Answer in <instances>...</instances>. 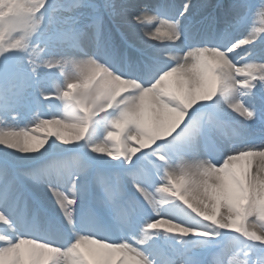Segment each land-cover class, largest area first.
I'll use <instances>...</instances> for the list:
<instances>
[{"label": "snow or ice", "instance_id": "snow-or-ice-1", "mask_svg": "<svg viewBox=\"0 0 264 264\" xmlns=\"http://www.w3.org/2000/svg\"><path fill=\"white\" fill-rule=\"evenodd\" d=\"M0 264H264V0H0Z\"/></svg>", "mask_w": 264, "mask_h": 264}, {"label": "rangeland", "instance_id": "rangeland-1", "mask_svg": "<svg viewBox=\"0 0 264 264\" xmlns=\"http://www.w3.org/2000/svg\"><path fill=\"white\" fill-rule=\"evenodd\" d=\"M195 2H201V0H195Z\"/></svg>", "mask_w": 264, "mask_h": 264}]
</instances>
